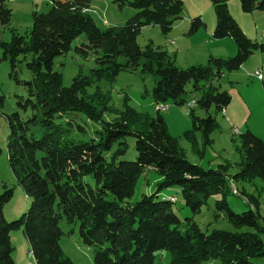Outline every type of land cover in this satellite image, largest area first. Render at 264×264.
I'll return each mask as SVG.
<instances>
[{
	"label": "trees",
	"instance_id": "16d2710c",
	"mask_svg": "<svg viewBox=\"0 0 264 264\" xmlns=\"http://www.w3.org/2000/svg\"><path fill=\"white\" fill-rule=\"evenodd\" d=\"M47 1L49 8L32 11L29 29L18 33L8 27L11 11L5 0H0V27L10 32L8 40L0 38V61H8L11 75L17 63L29 73L27 79H15L24 88V96L17 95L16 106L25 116L17 111L0 112L7 127V164L28 199L19 217L5 220L2 206L11 197L12 188L2 183L0 264H14L8 233L18 228L33 264H71L58 244L65 233L59 226L61 218L68 224L77 222L80 242L91 248L93 264H155V253L160 249L170 252L169 264H205L211 258L219 259L220 264H259L255 260L264 256L262 216L258 209L234 211L225 196L231 181L264 179V141L246 129L238 134L239 161L203 168L187 159L159 112L169 109L168 102L187 104L189 93L198 92L189 105L192 128L183 135L193 148L199 147L195 130L202 133L204 146L210 144L212 131L219 127L216 113L224 111L231 101L218 79L224 72L239 69L253 52L264 53V43L244 33L229 11L228 0H210L216 18L211 36L230 38L236 54L209 55L206 64L182 68L167 50L151 42L140 47L136 39L145 25L159 26L167 34L182 19L183 0H111L118 9L128 6L136 12L122 24L105 28L94 23L88 11L90 0ZM239 2L244 13L264 10V0ZM202 26L201 16H194L187 33L193 34ZM81 33L86 42L74 50L83 56L91 52L94 66L63 86L61 74L52 68L53 59L67 52ZM122 71L155 76L152 97L156 116L129 105L122 110L114 108L108 104V94L97 86L92 93L87 92L93 82L112 80ZM2 101L0 95V108ZM193 103L204 116L195 112ZM76 113L95 124L85 140L71 135L74 128L84 131ZM107 114L112 117L105 119ZM126 137L134 139V159L119 158L128 149ZM146 168L159 174L157 187L130 202L136 181ZM171 185L180 187L184 204L193 214L210 196L221 194L215 209L234 227L252 230L204 232L192 216L181 220L170 201L175 198L158 197L162 188ZM246 196L258 205L253 194Z\"/></svg>",
	"mask_w": 264,
	"mask_h": 264
},
{
	"label": "rangeland",
	"instance_id": "374dc122",
	"mask_svg": "<svg viewBox=\"0 0 264 264\" xmlns=\"http://www.w3.org/2000/svg\"><path fill=\"white\" fill-rule=\"evenodd\" d=\"M227 2H229L228 8L230 6L231 15L244 33L249 32L252 35H256L257 37L246 34L250 39L264 43V12H262L263 14L260 17L255 18V20H251V15H243L245 18L240 19L237 15V9L240 10L241 8L239 0H228ZM183 3L185 10L189 12L201 10L207 18L209 12L212 11L214 13L210 0H183ZM5 5L11 11L8 27L14 28L18 33H23L31 25L32 11H46L50 3L47 0H5ZM88 11L96 26L105 28L107 26L122 24L129 16L136 12V9L128 6L118 9L111 0H90ZM183 13L185 14V12ZM186 16L184 15L185 19L177 20L167 34H164L159 26L156 25L141 27L136 39L138 45L144 47L145 44L151 42L153 45L160 46L162 49L167 50L175 59V64L182 68L189 65L206 64L209 55L229 57L236 54V46L233 41L228 37L213 38L208 32V23L205 20V26L200 27L193 34L184 35L189 28L191 18H193L191 17L187 22ZM9 37V30L0 27V38L6 41ZM85 42L86 38L81 33L72 41L67 52L53 59L52 68L61 74L63 86L69 85L74 75L78 73L86 74L94 66L93 54L91 52L83 56L74 50L75 46ZM252 54V58L247 59L243 63L245 66L241 65L237 70L224 72L217 81L220 89L227 91L231 96V101L224 111L216 113L219 127L212 131L210 144L203 145V137L200 131H194V135L198 138L199 147L193 148L188 139L183 135L186 130L192 128L189 105L192 100L196 99L198 92L189 93L187 98L189 102L187 104L177 106L168 102L169 109L159 112L164 118L169 134L175 137L178 144L185 150L187 159L199 164L203 168H215L219 163L232 164L239 161V155L236 150L239 143L238 134L246 129L251 130L248 127L249 125L255 129L256 123L262 125L264 129V89L263 91L260 90L259 85H257V83L261 82L260 78L253 72L258 66L256 62L261 52L255 51ZM14 70L15 72L11 75L8 61L5 59L0 61V95L3 97L0 112L9 113L17 111L21 117H24L25 114L16 106L17 95L24 96V88L15 79H27L29 73L19 63L16 64ZM154 84L155 76L152 74L142 76L138 72L122 71L112 80L101 79L93 82L86 90L92 93L95 86H97L100 91L108 94V104L114 108L122 110L124 105H129L137 111L154 117L157 114L152 97ZM186 88L190 90L191 83H188ZM192 106L198 115H205V112L196 107L194 103ZM210 112H214L213 109ZM75 115L77 122L83 126L84 131L81 133L74 128L75 132L72 131L71 135L75 139L85 140L91 136V131L95 128V124L87 120L81 113H76ZM111 117L112 115L110 114L105 115V119H110ZM255 130L259 132L257 129ZM260 132L262 133V131ZM6 134V122L3 115L0 114V192L3 190L2 183L8 188H12L11 197L2 206V215L5 220H12L19 217L26 210L28 199L16 183L7 164L5 150ZM262 134H264V131ZM125 141L128 143V149L119 158L134 159L136 157L134 139L126 137ZM197 150H199V153ZM84 179L92 184V179L89 176H86ZM159 180L160 176L155 170L146 168L138 177L133 195L129 198V201L135 202L143 194H150L155 191ZM236 188L239 194L235 190ZM243 190L248 194H253L258 199L257 206L254 202H248L247 198L241 194ZM158 197L168 200H170V197H174L175 200L170 201L173 202V209L180 219L184 220L186 217L192 216L193 220L204 232H209L213 229L227 231L252 230V228L246 226L240 228L234 227L223 214L215 209V201L221 198V194L210 196L207 203L202 205L199 212L195 214L184 204L178 185L162 188L159 191ZM225 197L229 207L236 212L248 209L255 211L258 209L262 216L260 221L264 224L263 178L256 177L251 181H231L229 182V187L227 186L226 188ZM59 226L65 233L60 237L58 244L63 253L70 259L71 264H93L91 248L80 242L77 222L68 224L64 218H61ZM68 230H71V232L66 233ZM8 235L13 248L12 259L14 264H33V258L27 251V241L21 229H12ZM155 254V264H169L170 252L168 250L160 249ZM255 261L259 264L263 263L264 256L258 257ZM205 264H220V260L211 258Z\"/></svg>",
	"mask_w": 264,
	"mask_h": 264
},
{
	"label": "crops",
	"instance_id": "0c3cea01",
	"mask_svg": "<svg viewBox=\"0 0 264 264\" xmlns=\"http://www.w3.org/2000/svg\"><path fill=\"white\" fill-rule=\"evenodd\" d=\"M229 3V2H228ZM238 6V5H237ZM229 9H230V6H229ZM199 11V12H198ZM230 11V10H229ZM183 12H185V14L183 13V17H182V19H185V17H184V15L186 16V18H187V22H188V19H190L191 17H194V16H198V15H200L201 16V18L203 19V21L205 20L207 23H208V32L210 33V34H212V32H213V29H214V27H215V22H216V18H215V15H214V13L211 11V12H209V16H208V18L205 16V14L201 11V10H196V11H192V12H189V11H187V10H185L184 9V11ZM262 12H264V11H262V10H255V11H253L252 13H248V14H245L242 10H241V8H240V10H238L237 9V15H238V17H240V19H244L245 17L243 16V15H251L250 16V18H252L251 20H255V18H257V17H260L263 13ZM232 13V12H231ZM179 24H181V25H183L182 23H179ZM254 24V23H253ZM188 30L184 33V35H189L188 33ZM246 34L247 35H249V36H254V37H257L256 35H252V34H250L249 32H246ZM263 40V39H262ZM253 55V54H252ZM251 55V56H252ZM249 57V58H252V57ZM249 58H248V60H249ZM256 64H258V66L254 69V73H255V71L259 68L260 69V71H261V74H262V78H260V81L261 82H259V83H257V85H259V88H260V90H262L263 91V89H264V73H263V71H264V55H263V53H261L259 56H258V61L256 62ZM242 66H245V64H243ZM253 72H251V73H253ZM257 78V77H256ZM261 83H262V85H261ZM262 86V87H261ZM254 133H256L257 135H259L261 138H262V140L264 141V134H262L263 133V131H264V129L262 128V125H260V124H258V123H256V127H255V129H257L259 132L260 131H262V133L260 134L259 132H257L255 129H253L250 125L248 126ZM240 128V127H239ZM241 129V128H240ZM150 170H154V169H152V168H149ZM244 192H241V194H243V193H246V194H248L245 190H243ZM246 198H247V196L245 195V194H243ZM247 200H248V198H247ZM249 202V201H248ZM28 246V245H27Z\"/></svg>",
	"mask_w": 264,
	"mask_h": 264
},
{
	"label": "built area",
	"instance_id": "2783aa9c",
	"mask_svg": "<svg viewBox=\"0 0 264 264\" xmlns=\"http://www.w3.org/2000/svg\"><path fill=\"white\" fill-rule=\"evenodd\" d=\"M254 74H256L257 76H259V78H261L262 77V74H261V71H260V69L258 68L256 71H255V73ZM237 189V188H236ZM237 191H238V189H237ZM238 194H239V191H238Z\"/></svg>",
	"mask_w": 264,
	"mask_h": 264
},
{
	"label": "bare ground",
	"instance_id": "6f19581e",
	"mask_svg": "<svg viewBox=\"0 0 264 264\" xmlns=\"http://www.w3.org/2000/svg\"><path fill=\"white\" fill-rule=\"evenodd\" d=\"M158 108L164 110V109H166V106H165V105H159ZM167 108H168V107H167ZM235 190H237V189H235ZM237 192H238V191H237ZM233 193H234V191H233ZM235 194H237V193H235ZM173 199H174V198H173Z\"/></svg>",
	"mask_w": 264,
	"mask_h": 264
}]
</instances>
